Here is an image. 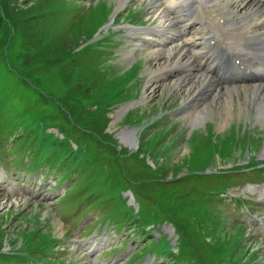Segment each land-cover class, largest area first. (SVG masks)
<instances>
[{
  "label": "rangeland",
  "instance_id": "1",
  "mask_svg": "<svg viewBox=\"0 0 264 264\" xmlns=\"http://www.w3.org/2000/svg\"><path fill=\"white\" fill-rule=\"evenodd\" d=\"M159 2L0 0V264H264L257 98L148 91Z\"/></svg>",
  "mask_w": 264,
  "mask_h": 264
},
{
  "label": "bare ground",
  "instance_id": "2",
  "mask_svg": "<svg viewBox=\"0 0 264 264\" xmlns=\"http://www.w3.org/2000/svg\"><path fill=\"white\" fill-rule=\"evenodd\" d=\"M159 1L150 13L159 25L141 30L140 33L146 38L153 37L149 46H161L151 50L147 58L156 60V64H160L158 60L162 57L170 59L171 62L151 74L146 89H152L151 93H154L157 87L163 85L162 79L175 71L180 73L177 80L181 84L189 80L190 88H193L191 84L196 80L199 86H195V91L200 86L207 87V91L202 95H211L212 89L215 92L243 91L246 101L251 99L254 102L255 97L257 98V103L254 104L255 120L261 116L257 121L264 125V0ZM180 21H183L184 25L180 24ZM170 27H173L172 31L175 33L165 36L163 32ZM192 28L196 33L192 34L190 40H183L181 46L174 44L172 49H165L168 44L182 38ZM133 30L127 32L130 37L137 34ZM144 37L143 40H146ZM196 46L202 47L195 51ZM128 55L129 52H126L124 57ZM220 66L226 67L227 74L219 73ZM239 97L232 94L230 98L226 97L223 107L228 111L231 103L241 102ZM203 104L204 102H201V105L196 104L194 111L188 114L192 122H198L205 115L206 107ZM226 113H219V124L226 123L230 118L231 114ZM122 134L125 143L135 141L136 136L132 130H126ZM260 153L264 155V143Z\"/></svg>",
  "mask_w": 264,
  "mask_h": 264
},
{
  "label": "trees",
  "instance_id": "3",
  "mask_svg": "<svg viewBox=\"0 0 264 264\" xmlns=\"http://www.w3.org/2000/svg\"><path fill=\"white\" fill-rule=\"evenodd\" d=\"M21 20H23V18H20ZM67 43V40L65 42H63V45L65 46Z\"/></svg>",
  "mask_w": 264,
  "mask_h": 264
}]
</instances>
